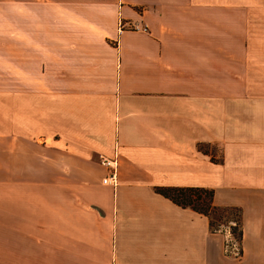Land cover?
I'll list each match as a JSON object with an SVG mask.
<instances>
[{
  "label": "crops",
  "instance_id": "0c3cea01",
  "mask_svg": "<svg viewBox=\"0 0 264 264\" xmlns=\"http://www.w3.org/2000/svg\"><path fill=\"white\" fill-rule=\"evenodd\" d=\"M3 1L0 264H264V0Z\"/></svg>",
  "mask_w": 264,
  "mask_h": 264
},
{
  "label": "trees",
  "instance_id": "16d2710c",
  "mask_svg": "<svg viewBox=\"0 0 264 264\" xmlns=\"http://www.w3.org/2000/svg\"><path fill=\"white\" fill-rule=\"evenodd\" d=\"M199 147V145H198ZM155 193L167 198L173 204L179 207L189 208L194 212L201 213L208 220L209 230H217L213 226L215 221L220 223L221 216L213 217L214 213L226 215L228 211H232L238 218L237 232H234V227L229 228V233L235 242H239L240 239V222H239V209L236 206H219L213 203V190L202 187H168L160 186L154 188Z\"/></svg>",
  "mask_w": 264,
  "mask_h": 264
},
{
  "label": "rangeland",
  "instance_id": "374dc122",
  "mask_svg": "<svg viewBox=\"0 0 264 264\" xmlns=\"http://www.w3.org/2000/svg\"><path fill=\"white\" fill-rule=\"evenodd\" d=\"M5 15V4L3 0H0V58L3 55V51H5L3 48L4 42L12 41V36L9 35L10 24L9 22L7 23V21H5ZM240 18V20H242L243 18L242 21H244L245 25L247 24V37L254 40L258 39L264 41V16H258L255 14L245 16L240 15ZM125 27L131 28L130 25L123 24V29ZM261 50L264 51V48H262ZM262 54L264 55V53ZM218 215L219 217L221 216V220L220 223L218 221L214 222L213 226L216 227V229H219L221 231L227 230L229 233V228L234 227L235 225L234 232H237L236 230L238 228V218L234 212L228 211V213L226 215L223 214V216L222 214L217 212L213 214V217H217ZM228 235L232 237L230 233Z\"/></svg>",
  "mask_w": 264,
  "mask_h": 264
},
{
  "label": "built area",
  "instance_id": "2783aa9c",
  "mask_svg": "<svg viewBox=\"0 0 264 264\" xmlns=\"http://www.w3.org/2000/svg\"><path fill=\"white\" fill-rule=\"evenodd\" d=\"M131 28H135V25H130ZM123 30V24L120 20L117 22V31L120 32ZM98 162L100 165L106 167L108 169V173L101 179V184H106L110 186H114L116 184L115 174H116V159L115 154L110 157H102L100 154L97 156Z\"/></svg>",
  "mask_w": 264,
  "mask_h": 264
}]
</instances>
